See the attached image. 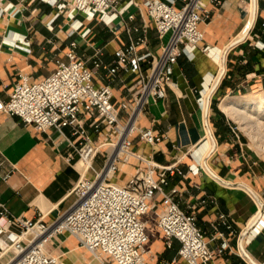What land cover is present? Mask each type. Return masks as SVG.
<instances>
[{
    "label": "crops",
    "instance_id": "1",
    "mask_svg": "<svg viewBox=\"0 0 264 264\" xmlns=\"http://www.w3.org/2000/svg\"><path fill=\"white\" fill-rule=\"evenodd\" d=\"M128 1L118 0L119 6ZM132 1L137 2L140 9L130 4L123 17L127 19V14L132 13L133 19L126 20L127 24L139 30L131 32L130 36L142 35L145 23L148 46L158 54L166 37H157L145 14L143 0ZM179 5L176 1L175 6ZM210 8L211 19L201 26L203 40L192 53L185 51L177 57L165 97L150 101L137 118L139 127L151 128L164 138L151 145L134 133L130 140L135 153L159 165L176 162L178 169L185 172L184 176L176 172L167 174L164 189L177 187L174 200L182 210L195 215L197 226L214 249L221 242L219 237H213L212 228L218 213L226 215L235 233H243L258 213L259 205L244 185L253 189L264 202V161L251 153L243 136L216 104L232 93L264 90V0H225L221 7ZM56 11L42 0H0V100L8 99L19 73H26L31 81L47 76L54 68V58L62 56L72 40L76 41L77 54L92 68L94 82L111 87L114 103L131 99L127 88L135 74L118 72L111 76L103 65L94 68L90 60L98 52L103 64L112 62L115 51L129 41L124 25L116 20L106 26L96 18L87 20L78 14L73 26L79 22L82 25L70 34L71 20L65 12L54 18ZM252 11V22L243 30L247 20L251 21ZM84 29L88 32L83 36ZM223 57V73L210 95L206 118V98L221 70ZM147 68L148 64L142 62V69ZM124 118L125 113H120L121 121ZM84 128L94 145H103L115 138L106 125L95 131L84 120ZM79 141L68 126L62 129V134L53 128L38 131L23 124L18 117L0 111V156L5 161L3 170L9 172L7 179H0V203L10 215L32 219L41 215L42 220L48 222L72 204L71 189L81 173L74 164L77 154L72 145H78ZM69 155L73 158L69 159ZM96 160L93 165L99 169L101 161ZM205 163L228 183L213 177ZM190 165L197 167L198 172H189ZM146 166L135 157L119 163L115 182L125 183L130 176L143 173ZM86 176L91 178L93 172L87 170ZM155 201L158 207L146 216L149 220L146 246L153 254L148 263L185 264L177 256V240L172 239L170 247L163 244V237L154 224L160 207L158 194ZM219 230L224 232L230 249H225L215 259L216 263L224 259L229 264H254L247 253L256 264H264V230L256 236L248 233L240 237L230 234L223 225ZM7 240L6 234L0 235L1 244ZM236 248L243 255L238 254ZM47 249L60 255L64 264H93L94 257L66 234L52 238ZM0 261H5V255L0 256Z\"/></svg>",
    "mask_w": 264,
    "mask_h": 264
},
{
    "label": "built area",
    "instance_id": "2",
    "mask_svg": "<svg viewBox=\"0 0 264 264\" xmlns=\"http://www.w3.org/2000/svg\"><path fill=\"white\" fill-rule=\"evenodd\" d=\"M42 1L56 8L54 18L65 12L71 20L70 34L82 25L79 22L73 26L78 14L87 20L96 18L106 26L116 20L124 25L129 41L115 51L112 62L103 64L98 52L90 60L94 68L103 65L111 76L118 72L133 73L135 79L127 88L131 99L114 103L111 87L94 82L92 68L75 50V40L69 42L62 56L54 58V68L47 76L31 81L29 75L19 73L8 99L0 100L1 112L18 117L23 124L38 131L53 128L62 134L64 127H70L71 133L80 138L78 145H72L77 154L74 164L80 159L93 162L102 147L108 146L110 151L103 155L105 159L99 169L87 168L93 172L91 178L84 172L80 173L71 189L74 195L72 204L48 222L42 220L41 215L34 219L12 216L0 203V235L6 234L8 239L3 245L0 243V256L13 251L0 264H64L60 255H54L47 249L52 238L64 234L74 237L100 264H149L153 254L146 246L149 241L146 216L158 207L155 201L157 194L160 207L154 224L163 237L164 246L170 247L172 239L177 240V256L185 264H218L215 259L225 249H230L219 226L223 225L233 235L241 236L242 233H235L226 215L218 213L212 228L213 237H219L221 242L214 249L210 248L204 232L196 224L195 215L182 210L174 200L177 187L173 186L168 191L164 189L168 182L167 174L176 172L184 176L185 172L178 169L176 162L159 165L135 153L130 137L137 133L140 140L151 145L164 138L151 128L139 127L137 118L150 101L165 97L177 57L185 51L192 53L201 43L204 36L201 26L211 19L210 7H221L225 0H143L145 14L157 37H166L158 54L148 46L145 23L142 24V35L130 36L131 32L139 29L127 24L133 19L132 13L127 14V19L123 15L130 4L140 9L135 1L129 0L121 6L118 0ZM176 1H179V6H175ZM87 32L88 29H84L83 36ZM142 62L148 64L146 71L142 69ZM122 112L125 113L124 121L120 119ZM84 120L95 131L101 125L108 126L114 132V140L94 145L84 128ZM131 157L145 162L146 170L130 176L123 184L109 182L118 164ZM72 158L69 155V159ZM4 162L0 156V179L3 180L9 176V172L3 170ZM188 171L197 173L198 168L190 165ZM262 210L264 208L259 206L258 213L246 228V234L256 236L264 230ZM236 250L243 255L241 250ZM220 264L229 263L223 259Z\"/></svg>",
    "mask_w": 264,
    "mask_h": 264
},
{
    "label": "bare ground",
    "instance_id": "3",
    "mask_svg": "<svg viewBox=\"0 0 264 264\" xmlns=\"http://www.w3.org/2000/svg\"><path fill=\"white\" fill-rule=\"evenodd\" d=\"M253 19V11H252V16H251V21L247 20L245 25L243 26V30L248 26V24L252 22ZM249 24V26H250ZM249 28V27H248ZM247 30L245 33L241 36L243 37L246 34ZM223 63L221 62V70L219 74L216 77L215 82L213 83L212 87H215L222 75V69H223ZM212 87L209 91V95L206 98V106L208 103V98L211 95ZM261 92V91H260ZM220 108L231 118H233L235 121H238L242 128L245 129V131L248 133V135L251 137L255 145L258 147V149L262 150L261 145L262 141H260L259 134L255 129L254 126L260 122L259 114L262 115L264 114V92L262 93H250L249 95L241 97H234L227 95L225 96L221 102H220ZM205 106V108H206ZM254 111V112H250ZM249 125H247V124ZM251 127V128H250ZM259 129V128H258ZM210 134V132H209ZM211 138V136H210ZM261 142V143H260ZM212 143V140H211ZM212 146V145H211ZM76 166L78 170L84 172L83 174L86 175L87 168L90 166H93V162H89L88 160L85 159H80L77 163ZM111 173V172H110ZM259 205V204H258ZM3 244V243H2ZM13 254V251L9 250L7 251L5 255V260L7 257L11 256ZM1 262V261H0Z\"/></svg>",
    "mask_w": 264,
    "mask_h": 264
},
{
    "label": "rangeland",
    "instance_id": "4",
    "mask_svg": "<svg viewBox=\"0 0 264 264\" xmlns=\"http://www.w3.org/2000/svg\"><path fill=\"white\" fill-rule=\"evenodd\" d=\"M240 35H242L241 34V32H240ZM261 91V92H260ZM262 92H264V90H259V91H253V92H249V93H241V94H236V93H232V94H230V96H234V97H243V96H246V95H249L250 93H262ZM227 96V95H226ZM225 97V96H224ZM223 97V98H224ZM222 98V99H223ZM221 99V100H222ZM220 102L221 101H216V104L218 105V104H220ZM219 107H220V105H219ZM221 109V108H220ZM222 110V109H221ZM223 111V110H222ZM224 112V111H223ZM251 113L252 112H254V111H250ZM227 115V114H226ZM227 117L229 118V120L230 121H232L233 122V124L235 125V127L238 129V131H239V133L243 136V138L245 139V141L247 142V144H248V147H249V149H250V151H251V153L257 158V159H259V160H262V161H264V146H262V150H260V149H258V147L255 145V143L253 142V140L251 139V137L248 135V133L245 131V129L244 128H242V126L240 125V123L238 122V121H235L233 118H231L229 115H227ZM259 119H260V122L259 123H257L255 126H254V128L255 129H253V130H256L257 132H258V136H259V138H260V141H262V143H261V145H264V114H262V115H260L259 114V117H258ZM245 124H247V123H245ZM247 125H249V124H247ZM251 128V127H250ZM259 128V129H258ZM102 151H103V154H101L102 153ZM110 151V147H108V146H106V148L105 149H100V152L94 157V159L96 158L97 160H96V162L97 163H100V161H101V165L103 164V162H104V156L103 155H106L108 152ZM93 159V160H94ZM75 160H77V157H75ZM100 160V161H99ZM81 172V174H82V171H80ZM115 173H116V171H115ZM115 173L112 175V177L109 179V182H115V179H114V175H115ZM86 176V175H85ZM50 245H51V243H50ZM50 252V251H49ZM51 253V252H50ZM52 254H54V255H58L57 253H52ZM92 263L93 264H99V262H98V260L97 259H94V258H92Z\"/></svg>",
    "mask_w": 264,
    "mask_h": 264
},
{
    "label": "water",
    "instance_id": "5",
    "mask_svg": "<svg viewBox=\"0 0 264 264\" xmlns=\"http://www.w3.org/2000/svg\"><path fill=\"white\" fill-rule=\"evenodd\" d=\"M253 1H255V0H253ZM253 16H254V13H253ZM222 62H223V66H224V62H225V57H223V60H222ZM222 72H223V69H222ZM219 82V81H218ZM216 87V86H215ZM215 87H212V91H211V93L213 92V90L215 89ZM209 101H210V97L208 98V103H207V106H206V118H207V110H208V106H209ZM209 132H210V130H209ZM211 133V132H210ZM205 166H206V168H207V170H208V172L213 176V177H215L216 179H218L220 182H222V183H228V182H226V181H224L223 179H221L216 173H214L207 165H206V163H205ZM245 187H246V189L253 195V197L256 199V201H257V203L259 204V206H260V208L262 209V208H264V202H262L260 199H259V197L257 196V194L255 193V191L253 190V189H251L250 187H248V186H246V185H244ZM246 232H247V230H245V231H243V233H242V236L244 235V234H246ZM240 247H241V249L244 251V249H243V247H242V245L240 244ZM246 254V256L248 257V259L252 262V263H254V264H256L252 259H251V257L247 254V253H245Z\"/></svg>",
    "mask_w": 264,
    "mask_h": 264
}]
</instances>
